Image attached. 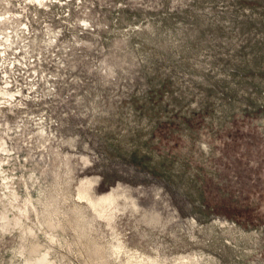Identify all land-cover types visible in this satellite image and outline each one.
<instances>
[{"label": "rangeland", "instance_id": "rangeland-1", "mask_svg": "<svg viewBox=\"0 0 264 264\" xmlns=\"http://www.w3.org/2000/svg\"><path fill=\"white\" fill-rule=\"evenodd\" d=\"M34 17L0 88V264H264V0Z\"/></svg>", "mask_w": 264, "mask_h": 264}, {"label": "built area", "instance_id": "built-area-1", "mask_svg": "<svg viewBox=\"0 0 264 264\" xmlns=\"http://www.w3.org/2000/svg\"><path fill=\"white\" fill-rule=\"evenodd\" d=\"M57 0H0V88L14 90L20 62L27 61L21 49L39 41L35 15L49 9ZM49 4V5H48ZM47 29L55 28L47 25ZM21 52V53H20Z\"/></svg>", "mask_w": 264, "mask_h": 264}]
</instances>
